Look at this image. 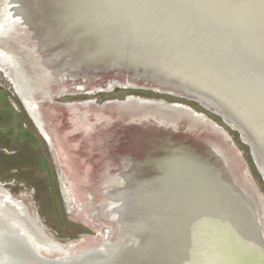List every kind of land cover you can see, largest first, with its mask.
<instances>
[{"label": "water", "instance_id": "1", "mask_svg": "<svg viewBox=\"0 0 264 264\" xmlns=\"http://www.w3.org/2000/svg\"><path fill=\"white\" fill-rule=\"evenodd\" d=\"M1 6L14 7L16 16L3 22L6 26L0 25V48L21 54L30 73L35 72L31 59L42 63V73L47 69L43 87L48 91L38 90L36 97L40 93L53 100L51 85L65 77L90 79L112 73L113 86L124 84L119 76L126 73L133 79L127 85L193 99L220 115L250 146L264 177L262 153L243 122L249 118L230 101L233 98L241 104L255 118L261 129L255 127L256 131L264 135V0H0ZM172 67L208 79L215 88L197 89L179 78V72H170ZM138 80L143 83L134 82ZM217 92L227 96L217 100L213 96ZM117 102L132 112V123L147 139L130 140L128 147L133 144L139 156H133L130 167L125 164L122 172L107 179L110 189L105 192L104 207L116 227L114 238L77 250H54L42 239L48 234L37 212L31 218L40 225L34 223L32 228L0 208V264H136L129 245L123 248L127 222L135 218L147 220L148 226L172 223L181 231L187 226L192 230L194 221L199 228L192 234L206 244L213 242L212 261L205 254L199 263L182 258L167 264H264V199L252 181L237 177L228 131L182 103L136 96ZM182 117L186 121L180 130ZM214 177L234 197L228 203L224 192L216 190ZM144 187L161 199L157 196L159 204L151 207L144 199L138 200L133 217L125 195L121 204L113 200H118L120 192ZM165 202L174 204L178 215L170 213L173 218L164 217L166 223L154 217L157 207H168ZM242 216L254 220L255 240L248 239ZM198 220L201 224H196ZM62 246L72 248V244ZM121 247L123 256L118 251ZM165 249L164 255H176L174 248Z\"/></svg>", "mask_w": 264, "mask_h": 264}, {"label": "rangeland", "instance_id": "2", "mask_svg": "<svg viewBox=\"0 0 264 264\" xmlns=\"http://www.w3.org/2000/svg\"><path fill=\"white\" fill-rule=\"evenodd\" d=\"M8 60L0 56V184L18 196L31 215L34 211L39 214L48 238L56 245L77 250L115 236L114 221L104 207L105 192L110 189L106 182L110 175L122 172L126 165L130 167L133 156L138 155L133 144L128 147L130 140L147 139L132 123V112L117 102L129 96L182 103L227 130L234 145L230 149L237 177L252 181L264 199V177L250 146L238 130L196 100L157 88L127 85L133 79L126 73L119 76L124 84L113 86L112 73L90 79L65 77L51 85L53 100L37 94L51 144L31 115L25 91ZM180 119L181 130L186 118ZM252 182L249 184L254 188ZM0 195L19 200L1 186ZM61 243L72 244V248Z\"/></svg>", "mask_w": 264, "mask_h": 264}, {"label": "bare ground", "instance_id": "3", "mask_svg": "<svg viewBox=\"0 0 264 264\" xmlns=\"http://www.w3.org/2000/svg\"><path fill=\"white\" fill-rule=\"evenodd\" d=\"M4 6L0 7V25L3 24L6 26L7 22H10L12 19L15 18L16 14L14 11L16 9L14 7L9 8L7 6L6 7H4ZM3 22H6V24ZM1 31L4 32V28ZM17 54L12 52V50H7L6 48H3V47L0 48V56H4L6 58H9L10 60H8V61L11 62L12 67L14 66V68H15L16 75H17V77H18V79H19V81H20V83H21V85L25 91V94L27 97V105H28V108H29L31 115L33 116L38 127L43 132L44 136L52 144L51 136L47 130V121L44 118V116H42L40 113V110H39L40 101L38 99V96L36 97V93H35L38 90L41 92H47L48 91V89H46L47 87H43L45 84L44 81L46 78V72L45 71H47V69L43 72L44 73L43 74L42 73V69H43L42 63H40L37 60L35 61V60L31 59L32 65H34V68H35V72L33 71V73H30L27 70V69H29V67H26L29 65L23 63L24 60L19 57V56H21V54L20 55L19 54L17 55ZM169 66H172V65H169ZM169 66H168V68H169ZM173 69L174 68L172 67L170 69L171 70L170 72H174V73L179 72V78H182L185 81L191 82L192 85H194L197 89H202V87L213 88V89L215 88V84L212 81H210V82L206 81L208 79H201V78L196 77V76H191L189 74H185L186 73V72H184L185 70H181L180 68H179L180 70L177 69L178 71L173 70ZM39 71H41V72H39ZM214 81H216V80H214ZM104 87H105V85H104ZM221 93L222 92H217L216 94H214L213 95L214 98L222 101V97L223 96L226 97L227 95L221 94ZM221 95H223V96H221ZM230 101H232V103L239 110H241L244 114H246L248 116L249 120H246V119H244V120L242 119V120L247 125V127L251 130L252 134L254 135V140L256 141V143L259 147V150L262 153V157L264 159V135L262 134V132L259 134L258 131H256L258 129L260 132L261 129L259 128V126L257 124L254 123V121H256L255 118L251 119L248 112L245 109H241L242 105L239 104L238 102H235L233 98ZM24 105L26 107L25 103H24ZM228 106L232 110V107L230 105H228ZM27 111H28V109H27ZM255 127L257 129H255ZM212 179H213L212 182H213L214 186L216 187V190H218L220 192V194H221V191H222V193L224 192L222 194V196L224 199H227L226 200L227 203L229 201H231L232 198H234V197L231 196L230 192L227 190L225 185L224 184L222 185V183L218 182L217 178H215V177ZM147 188L148 187H144V188L138 189V191L137 190L134 191V189L130 188L125 193L120 192L117 196L118 200H116L115 198H113V200L116 201L117 205L121 204L123 196L125 195L124 197L127 199L128 205L130 206V207H128V213H130L131 214L130 216L133 217V214H136V212H137V210L134 208V205H135V203H138V200L144 199L145 202L147 201V203H149V204H146L147 207H151V205L153 206V205L159 204V202L155 199L158 196L159 201H160V199H161L160 195L156 192L153 193V190H148ZM184 190H185V188H184ZM153 200H155V202ZM165 203L168 206V207H166V209L168 208L170 212L168 211V209L166 212L164 205H161L160 208L157 207L156 213L154 211V217L159 218L160 220H163V221H164L163 218L166 217L167 221H170L169 219L173 218V217H171L170 213H173V215L178 216L177 211L174 210L176 207L174 204L171 206L169 204L170 202H165ZM234 203H235V200H234ZM0 208L2 210L6 211V213L13 216V218L18 219V221L21 222L22 224L24 223L27 227L30 226L33 228V224L34 223L37 224L36 221L31 218L32 216H34V214L32 213V215H31L30 210L26 207V205L23 204V201H21V200L12 201L7 196L0 195ZM112 211H114V210H112ZM109 214H110V212H109ZM183 214H182V216H183ZM134 217H137V216L134 215ZM184 217L185 216H183L182 220H185ZM248 218L246 217V219H244L242 216V221L244 222L246 229L249 233L248 239L255 240V238H256V235H255L256 233L254 232L255 224H253L255 222L251 217L249 219ZM240 219H241V217H240ZM200 220L202 221V219H200ZM200 220L196 221V224H201ZM174 221H177V220L175 219ZM146 222H147V220L140 219V218H135L132 222H129V223L127 222L128 229H127L126 234H125V238H126L125 243L126 244L124 245L123 248L128 249V247H126V245L127 246L129 245V249H131L130 250L131 251L130 256H131V258H134V263H136V264H140V263L141 264H163V263L167 264V262L169 263V262H172L174 260L182 259V258L183 259L186 258L185 260L187 262L190 261L193 263H199V261L205 260V257H206L205 254H208L211 261L213 260L212 253L210 252V251H212L213 242L210 241L208 244H206L205 241L196 237L195 234H192V231L194 229L199 228L198 226H194L195 225V224H193L194 221L190 223L192 230H187L189 228V226H187L186 229L183 231H181L179 228L174 229L175 224L170 225L172 223L167 224L165 221H164V223H166V224H164V225H166L165 227L158 226L157 224H155V226L154 225L148 226ZM177 222L180 225L179 221H177ZM183 222H181V225H183V226L187 225L186 222L185 223H183ZM240 222H241V220H240ZM147 231H149V234L146 235L142 239L140 234L143 232L146 233ZM187 232H188V234H187ZM44 238H46L47 241ZM42 239L45 240L46 244L53 246L52 248L54 250H60L61 248H62L61 250H63L64 252L69 250L67 248H63L61 246L56 245L52 240H50V238H48V236H44ZM216 244H217V241H216L215 245ZM208 246H209V248H208ZM165 247L167 249L174 248L175 251L177 250L176 255H174L175 253H172V252L167 253V255H164L165 250H166ZM178 247H180V248H178ZM123 248L121 247L118 250L121 256H123V253H122ZM159 248H163V250L162 249L160 250ZM157 249H158V251H157ZM140 258L145 259V263L139 262V260H141ZM164 260H165V262H163Z\"/></svg>", "mask_w": 264, "mask_h": 264}, {"label": "flooded vegetation", "instance_id": "4", "mask_svg": "<svg viewBox=\"0 0 264 264\" xmlns=\"http://www.w3.org/2000/svg\"><path fill=\"white\" fill-rule=\"evenodd\" d=\"M23 102V101H22ZM251 152V151H250ZM251 156H252V154H251Z\"/></svg>", "mask_w": 264, "mask_h": 264}]
</instances>
